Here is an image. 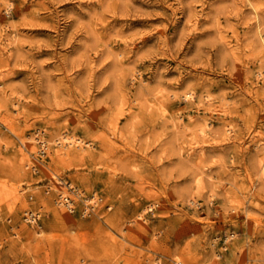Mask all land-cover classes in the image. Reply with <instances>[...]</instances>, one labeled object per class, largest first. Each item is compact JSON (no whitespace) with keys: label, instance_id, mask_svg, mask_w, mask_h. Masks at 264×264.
<instances>
[{"label":"rangeland","instance_id":"rangeland-1","mask_svg":"<svg viewBox=\"0 0 264 264\" xmlns=\"http://www.w3.org/2000/svg\"><path fill=\"white\" fill-rule=\"evenodd\" d=\"M257 20L264 0H0V264H264Z\"/></svg>","mask_w":264,"mask_h":264},{"label":"bare ground","instance_id":"bare-ground-1","mask_svg":"<svg viewBox=\"0 0 264 264\" xmlns=\"http://www.w3.org/2000/svg\"><path fill=\"white\" fill-rule=\"evenodd\" d=\"M252 6H254V4H252ZM253 9V8H252ZM257 10V9H256ZM255 11V10H254ZM258 11V10H257ZM256 15H254V17H255ZM256 18H258V17H256ZM258 21V20H257ZM255 25H257V24H255ZM263 25V24H262ZM262 25H261V23L258 21V26H257V30H258V32L260 33V37H261V40L262 41H260V43L261 42H263V43H261V44H264V38H263V36H262ZM256 27V26H255ZM256 30V31H257ZM256 35H257V33H256ZM258 37V36H257ZM161 93V92H160ZM187 95V94H186ZM189 99V98H188ZM151 105V104H150ZM149 105V106H150ZM202 124V123H201ZM223 125V124H222ZM203 127V126H202ZM223 127H225V126H223ZM229 128V127H228ZM215 129V128H214ZM225 129V128H224ZM209 130V129H208ZM229 131V130H228ZM214 132V131H213ZM204 136V135H203ZM66 137V136H65ZM205 137V136H204ZM73 139V138H72ZM59 140V139H58ZM210 140V139H209ZM63 141V140H62ZM64 141H67V140H64ZM58 142V141H57ZM192 147H194V146H192ZM78 149H79V147H77ZM202 150L204 149V148H201ZM180 151V150H179ZM182 151V150H181ZM192 151V150H191ZM190 151V152H191ZM200 151V150H199ZM204 151V150H203ZM206 152V151H205ZM182 153H183V151H182ZM202 153V152H201ZM196 155V154H195ZM199 155V154H198ZM200 155H202V154H200ZM193 156V155H192ZM259 156V155H258ZM260 159V158H259ZM191 160V159H190ZM189 161V160H188ZM261 161V160H260ZM258 163H259V160H258ZM264 163V162H263ZM260 164V163H259ZM258 164V165H259ZM262 164V163H261ZM261 177V176H260ZM235 236V235H234Z\"/></svg>","mask_w":264,"mask_h":264},{"label":"built area","instance_id":"built-area-1","mask_svg":"<svg viewBox=\"0 0 264 264\" xmlns=\"http://www.w3.org/2000/svg\"><path fill=\"white\" fill-rule=\"evenodd\" d=\"M65 204L67 205V207L68 206H71L68 200H67V202ZM31 219H33V217L32 218H29L30 221H31Z\"/></svg>","mask_w":264,"mask_h":264}]
</instances>
